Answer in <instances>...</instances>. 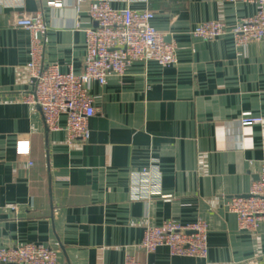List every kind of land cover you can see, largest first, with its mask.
Instances as JSON below:
<instances>
[{
    "label": "crops",
    "instance_id": "obj_1",
    "mask_svg": "<svg viewBox=\"0 0 264 264\" xmlns=\"http://www.w3.org/2000/svg\"><path fill=\"white\" fill-rule=\"evenodd\" d=\"M0 0V251L16 244L55 249L58 264H264V226L238 228L226 207L246 196L264 162V41L237 47L231 33L212 41L192 35L200 24L229 30L255 15L240 1L149 0L154 27L178 47L177 63L135 62L123 76L93 83L97 113L85 143H69L67 118L46 128L28 65L31 35L14 25L20 14L43 12L45 64L81 74L84 29L95 27L73 0ZM79 25V26H77ZM262 123L244 126L245 119ZM28 143V152H18ZM155 167L159 192L134 195L133 173ZM138 195V194H137ZM13 205L15 208H11ZM205 221L208 257H174L137 248L148 223Z\"/></svg>",
    "mask_w": 264,
    "mask_h": 264
},
{
    "label": "built area",
    "instance_id": "obj_2",
    "mask_svg": "<svg viewBox=\"0 0 264 264\" xmlns=\"http://www.w3.org/2000/svg\"><path fill=\"white\" fill-rule=\"evenodd\" d=\"M80 13L84 5L95 27L84 29L87 54L81 74L62 72L57 64H45L43 36L47 24L42 11L33 15L20 14L14 22L18 28L31 35V62L28 65L33 91L23 97L29 105L40 108L46 128L59 130V120L67 118L65 132L69 143H85L90 136L89 122L97 113L95 99L90 91L93 83L105 85L110 74L123 76L135 62H155L162 68L177 63L178 47L167 42L165 35L153 25L156 14L140 9L139 4L149 0H73ZM221 1V0H219ZM256 5L255 15L240 21L229 30L225 23L209 21L198 25L192 35L212 41L231 33L237 47L264 41V0H223ZM49 6L62 7L58 0H49ZM79 26V25H77ZM262 123L252 118L244 126ZM20 154L28 152V143H21ZM137 200L149 201L153 192H159V173L155 167L133 173ZM11 208H15L10 205ZM228 211L237 218L238 228L251 233L264 226V162L259 179L246 196L229 197ZM209 227L205 221L182 225L169 220L161 225L148 223L142 242L137 246L145 254H154L161 247L169 249L174 257L206 259L208 257ZM0 264H58L55 249L35 244H16L0 251ZM123 264H141L133 255H127Z\"/></svg>",
    "mask_w": 264,
    "mask_h": 264
}]
</instances>
